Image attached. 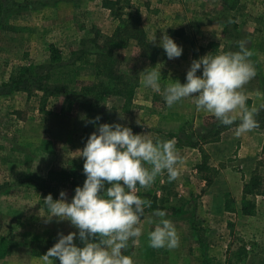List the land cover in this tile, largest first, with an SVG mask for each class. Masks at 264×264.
Masks as SVG:
<instances>
[{"label":"rangeland","instance_id":"rangeland-1","mask_svg":"<svg viewBox=\"0 0 264 264\" xmlns=\"http://www.w3.org/2000/svg\"><path fill=\"white\" fill-rule=\"evenodd\" d=\"M103 1L0 0V86L9 83L11 77L23 68L36 69L47 65L72 67L74 73L66 83L70 91H80L84 85L101 82L105 75L95 68L96 62L106 48H110V40L121 21L103 7ZM130 1L131 7L121 11V18L124 20L132 14L141 21L151 49L146 51L136 42H130L126 47L110 48L118 61L119 72L138 77L139 84L128 112L123 111L119 96L104 101L101 123H120L131 127L134 134L149 133L153 140L159 137L174 140L176 144L177 138L171 135L177 136L182 130L187 134L202 132L213 116L204 118L205 112L196 111L190 99L172 108L166 107L163 87L169 78L184 83L186 72L196 56L236 51V41L242 39L248 41L253 52L250 60L257 72L244 91L252 100L251 107L259 105L261 101L256 93H264V0H229L234 8L225 0ZM18 6L22 9L14 12ZM161 30L183 47L179 58L168 60L164 50L150 42L154 34L159 41ZM228 31L233 36L239 35L240 39L233 40ZM155 66L161 67L160 93L144 89L140 83L141 72L148 68L151 71ZM41 96L42 93L37 91L31 95L14 92L0 96V186H5L4 195L0 196V264H20L18 254H23V259L25 253L12 254L10 249L15 245L29 248L42 238L58 239L59 232L65 235L72 232L73 226L68 221L57 222L52 218L51 222H45L46 210L40 200L42 192L32 181L47 178L51 170L82 166L84 160L76 157V151L84 147L96 128L81 119L87 115L79 106L69 108L65 96L54 95L45 106ZM193 116L197 118L192 119ZM206 148L210 155L209 164L218 169V174L225 169L222 164L232 166L231 173L242 177L245 183L256 173L262 181V194L248 197L250 204L245 206L253 208L250 215H230L234 223L228 226L223 223L222 228L213 229L204 220L203 213L211 206H218V193L224 184L220 181L209 198L199 168L201 153L189 157L184 170L187 176L183 180L192 187L184 183L164 189V174L161 175L155 189L158 205L160 199H176L173 200L176 205H167L164 210L167 218L178 223L180 244L184 242L177 251L183 259L180 264H202L198 245L194 246L197 237L189 223L195 225L201 240L223 242L225 264H264V130L255 128L254 132L237 137L233 127L222 132L219 140L207 144ZM177 182L174 181V185ZM63 191L70 201L71 191ZM234 192L238 193L237 188L229 185L225 201L232 208L238 205L242 208L243 197L236 200ZM153 228L152 225L145 230L142 228L141 237H144L145 244H148L147 234ZM243 243L249 251L246 259L236 256ZM140 246L139 240L125 252L126 255L131 253L134 264L171 263L167 255L160 256V249ZM204 262L214 264L207 259Z\"/></svg>","mask_w":264,"mask_h":264},{"label":"clouds","instance_id":"clouds-1","mask_svg":"<svg viewBox=\"0 0 264 264\" xmlns=\"http://www.w3.org/2000/svg\"><path fill=\"white\" fill-rule=\"evenodd\" d=\"M161 31L159 41L154 34L150 42L161 47L168 60L179 58L183 47L166 31ZM236 48V51L208 53L193 59L184 83L169 78L162 94L166 107L190 99L196 111L211 114L219 125L234 126L237 137L257 128L256 116L264 110V93L258 91L256 96L261 102L249 107L244 88L257 75L250 60L253 52L247 39L236 41ZM156 66L141 72L140 83L144 89L160 93L161 67ZM81 119L96 128L84 147L76 151V157L84 160L86 179L74 189L70 201L66 191L61 190L58 199L49 194L42 203L46 223L52 218L57 222L68 221L76 231L67 235L59 232L56 243L40 256V262L134 264L132 256L125 252L130 242L135 244L141 237V220L145 210L152 207L151 201L138 193L149 189L164 173L169 183L177 180L183 158L174 140L159 137L153 140L149 133L134 134L131 127L120 123H99V115L92 119L81 116ZM152 217L154 228L147 234L149 247L178 248L180 237L166 210L153 209Z\"/></svg>","mask_w":264,"mask_h":264},{"label":"trees","instance_id":"trees-1","mask_svg":"<svg viewBox=\"0 0 264 264\" xmlns=\"http://www.w3.org/2000/svg\"><path fill=\"white\" fill-rule=\"evenodd\" d=\"M232 8L235 6L229 3V0H225ZM237 1V0H236ZM130 0H104L103 7L109 10L115 17H118L120 26L110 40V48L113 46L126 47L130 42H136L137 45L149 51L151 45L149 44L144 29L141 26L139 19L133 18L132 14H128L126 19L121 18V11L131 7ZM124 3L123 6L121 4ZM22 6H18L14 12H19ZM233 40H239V35L233 36L228 31ZM106 48L102 58L96 62L95 68L105 77L99 83H91L82 86L80 91H70L66 87L67 81L71 78L74 71L71 66L66 65H47L32 68H23L11 77L9 83H5L0 86V96L9 95L14 92H24L31 95L33 92L42 93L41 101L43 106L46 105L48 99L54 95L65 96L69 108L79 106L87 115V119L95 118L97 115H103L104 101L111 96H119L122 99V109L124 112L131 110L134 100L136 88L139 84V78L131 74H121L118 70V61L114 58L113 50ZM89 51V50H88ZM217 54V53H213ZM197 59V56L195 57ZM249 107H251L252 100L247 101ZM256 119L259 121L257 128L264 130V110H260ZM209 123L206 124V128L202 132L187 134L185 130L179 132L177 136L171 135V137L177 138V148L190 147L196 148L200 151L202 156V163L199 166L203 173L204 180L208 184H211L218 174V169L211 167L209 164L210 155L205 150L204 146L219 140L222 132L227 131L234 126L225 127L218 124V121L212 117ZM238 122V121H237ZM101 123V120L99 121ZM186 141V142H184ZM224 168V164L221 165ZM86 179L83 174L82 166H72L70 169L64 170H51L48 177L45 179L36 178L32 182H36V187L42 192V198H45L49 194L53 196V199L59 197L61 190H70L74 195V189L77 186H82ZM160 176L157 177L155 183L147 190L141 189L138 193L143 198L151 201V209L145 210V215L152 212L153 209L160 208L158 205V198L156 196V187L159 183ZM262 181L254 173L248 182L245 183L243 188V207L242 212L244 215H250L252 207L248 197H256L262 194L261 190ZM109 185H106V187ZM5 186H0V195L4 192ZM226 210L232 211L233 208L226 203ZM144 215V216H145ZM194 231H195V226ZM198 232V231H196ZM81 246V245H80ZM33 247V255L40 257L52 247L50 242L38 241ZM236 256L241 259L248 257V251L246 244H241L236 252ZM59 264V261H56Z\"/></svg>","mask_w":264,"mask_h":264},{"label":"crops","instance_id":"crops-1","mask_svg":"<svg viewBox=\"0 0 264 264\" xmlns=\"http://www.w3.org/2000/svg\"><path fill=\"white\" fill-rule=\"evenodd\" d=\"M205 114V117H208V116H212L211 114H208V113H204ZM197 117L196 116H193L192 119H196ZM186 121H188L186 119ZM255 129L251 132H254ZM207 145L204 146L205 150L207 151ZM178 152L179 154L181 155V157L183 158V164L178 166L179 167V177L177 178L178 180V184L177 185H174V181L169 183L168 180H167V174L164 173V176H163V179H162V187H168V186H174V187H178V185L180 184H188L190 185V183L188 181H184L183 179L187 176L185 173H184V170L186 169L187 167V164H189V157L191 156H195L196 153H200V151L196 148H191V149H178ZM208 152V151H207ZM209 154V153H208ZM196 157H197V154H196ZM224 171L219 173L218 176L213 180V182L211 184H208L206 182V180H203L202 182H204V187L206 186V190H207V195H209V198L211 196L214 195V191L216 190V186L218 185V183L221 181L222 184H224V188L220 190V193H218V195H220V200L218 201V206L216 208H213V206L207 208V210L204 211L203 214H205L204 216V220H206V223H210L211 224V227L213 229H216L215 227H221L223 226V223L225 224V226H228L230 225V223H234L233 219L230 218V215H235L237 214L238 217L239 216H244L243 212H242V208L236 206V208L233 207V210L232 211H228L226 210V203L227 201H225V197H226V193H228L229 191V185H231V187H236L237 190H238V193L235 194L234 192V195L236 197V200L239 199V197H243V187H244V184L245 183L244 179H242V177L240 176H236V175H233V173H231V170H232V166H229V165H224ZM225 172L224 175L227 176V180L224 178L223 176V173ZM237 179H240L237 180ZM176 181V180H175ZM192 187V185H190ZM186 189H189L188 186L185 187ZM241 188V191L240 189ZM163 189V188H162ZM163 189V190H164ZM193 189V188H190V190ZM188 190V191H190ZM4 194H1L0 196H2ZM171 195V193H170ZM73 196V194L71 193L69 198L71 200V197ZM164 196V194H163ZM59 198V197H58ZM57 198V199H58ZM160 198H161V194H160ZM43 199L41 197V202H43ZM166 198L163 199V201L160 199V209H163L167 206V205H171V206H174L176 205V201H173V200H176V199H171L170 198H167V200H165ZM55 200V199H54ZM163 207V208H162ZM248 216V215H247ZM230 221V222H229ZM150 222V223H149ZM149 223V226L152 225L154 226V218L152 217V212H149L147 213L143 219L141 220V223H140V226L141 228H143L144 230L147 229L149 226H147L146 228V225ZM175 227H178V223L175 224V222H173ZM189 227L193 230L195 236L197 237V240H196V243L197 244H194V246L198 245V249L200 250V253H201V259H202V264H204V260L207 259L209 262H213L214 264H225L226 263V250H224V245H223V242L220 240H216L218 242H214V241H210L208 243V241L205 240H201V236L198 235L199 232H196V227H195V231H194V227L195 226L194 224L192 223H189ZM72 231H76V229L74 227L71 228ZM41 241H47V242H50L51 243V246H53L57 239H54V237H48V238H42L40 239ZM140 240V244L141 246H149L148 244H145V240H144V237H139L137 239V241ZM136 241V243H137ZM147 241H148V238H147ZM77 243L78 246H80V242L79 240H76L75 241ZM135 243V244H136ZM206 243H207V247H206ZM133 243L130 242L129 244V247H133ZM184 245V242L182 244H180V246H183ZM82 246V245H81ZM140 246V247H141ZM146 250L147 247H145ZM247 248V251H248V247L246 246ZM226 249V248H225ZM11 253L12 254H18V253H22L24 252V258L22 259V255H19L18 256H21L20 260V264H41L40 262V257H36L33 255V247H29V248H25L23 246H17L15 245L14 247H12L11 249ZM163 250V251H162ZM179 250V247L174 249V250H167V249H160V256L163 254V255H167L168 259L170 260V264H180L181 263V254H180V251L177 252ZM206 252V254L203 253ZM131 252V251H130ZM128 255V254H127ZM129 255H131V253H129ZM248 255H249V251H248ZM28 256V257H27ZM22 259V260H21ZM141 259V258H140ZM194 259V258H193ZM189 262H192L191 260H189Z\"/></svg>","mask_w":264,"mask_h":264}]
</instances>
